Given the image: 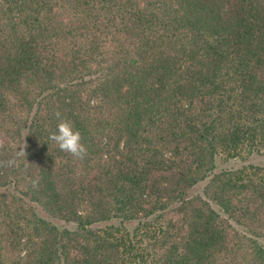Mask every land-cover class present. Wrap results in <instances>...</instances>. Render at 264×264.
Returning a JSON list of instances; mask_svg holds the SVG:
<instances>
[{
  "label": "trees",
  "instance_id": "trees-1",
  "mask_svg": "<svg viewBox=\"0 0 264 264\" xmlns=\"http://www.w3.org/2000/svg\"><path fill=\"white\" fill-rule=\"evenodd\" d=\"M57 111L83 160L48 139ZM3 207L0 264H264V0H0Z\"/></svg>",
  "mask_w": 264,
  "mask_h": 264
},
{
  "label": "rangeland",
  "instance_id": "rangeland-1",
  "mask_svg": "<svg viewBox=\"0 0 264 264\" xmlns=\"http://www.w3.org/2000/svg\"><path fill=\"white\" fill-rule=\"evenodd\" d=\"M247 159H253V163L255 164H259L261 161L262 157L257 156V155H250L248 157H246ZM239 165H241V161H239L237 158L234 159H228V160H223L219 157H215L214 158V162H213V173H217L220 169H230L231 172L239 169ZM206 190V192H205ZM215 190V189H214ZM213 187H212V183H206L205 182H201V183H197L195 185V187L193 188V195L197 194V195H210L211 192H214ZM236 197V196H235ZM212 203H210L211 205ZM34 207V206H33ZM217 207V206H216ZM35 211L39 214L38 216L44 217L42 215V213L40 212V210L35 207L34 208ZM12 214V209L11 208H2V211L0 212V216L2 217V220L5 221L6 218L8 217V215ZM217 215L219 216L220 219L225 218L224 213H217ZM30 215L28 213L23 215V218H20L19 224H18V231L17 233L19 234V241L20 243V248L21 250L19 251V257L21 260H23V257L26 255L27 251L26 249H30V243L33 242L35 244H37L41 238L44 237V235H42V233L39 230H36L34 228V224L32 221L31 222V218H29ZM55 216H53L52 214L47 215V219H48V223H50L51 225H53L54 227H56L57 230H60L62 228L59 227H63L64 229L67 230H71L74 228V225L71 223H64L62 221L57 220V218H54ZM171 217V216H170ZM171 219H175L174 217H171ZM108 224H116V221H110L108 222ZM227 224L229 225L230 229L229 231H232V235L231 237H233V242L237 243L238 245H240L241 242H244V239H248V235L244 234V228L240 227V226H236L234 224H232L231 222H227ZM102 225H104V223L102 224H97L95 225V227H101ZM135 225V221H130L129 223H127V226L125 227V230L128 232L132 231V227ZM244 237V239L242 238ZM148 243V242H147ZM159 243L158 241H156L154 244L148 243L149 248H148V255H150V253H153L154 250H156L159 247ZM24 250V251H23Z\"/></svg>",
  "mask_w": 264,
  "mask_h": 264
},
{
  "label": "clouds",
  "instance_id": "clouds-1",
  "mask_svg": "<svg viewBox=\"0 0 264 264\" xmlns=\"http://www.w3.org/2000/svg\"><path fill=\"white\" fill-rule=\"evenodd\" d=\"M54 116L59 121L55 131L51 132L48 139L54 142L60 151L70 154L72 157L83 160L87 156V148L82 143L81 132L74 127V123L57 111ZM18 155L25 156L23 148L18 151ZM13 161H8L11 166ZM39 181H33V187H37Z\"/></svg>",
  "mask_w": 264,
  "mask_h": 264
}]
</instances>
